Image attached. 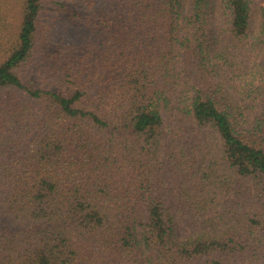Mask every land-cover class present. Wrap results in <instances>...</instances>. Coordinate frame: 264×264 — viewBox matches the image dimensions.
<instances>
[{
    "label": "trees",
    "instance_id": "obj_1",
    "mask_svg": "<svg viewBox=\"0 0 264 264\" xmlns=\"http://www.w3.org/2000/svg\"><path fill=\"white\" fill-rule=\"evenodd\" d=\"M50 1L0 0V264H264V4L72 0L71 56Z\"/></svg>",
    "mask_w": 264,
    "mask_h": 264
},
{
    "label": "rangeland",
    "instance_id": "obj_2",
    "mask_svg": "<svg viewBox=\"0 0 264 264\" xmlns=\"http://www.w3.org/2000/svg\"><path fill=\"white\" fill-rule=\"evenodd\" d=\"M54 0H51L48 5L47 17L45 20L50 26L47 34V43L49 46L56 45L66 47L72 55L79 54L80 45L79 38L85 32L79 16L75 12H79L80 16L84 12L81 10V4L78 1L63 0L61 5L53 4ZM264 1H260L259 3ZM81 5V6H80ZM91 10V9H90ZM79 32H82L79 35ZM90 38V34H88ZM87 36V38H88ZM66 49V51H67ZM66 54V53H65ZM215 226H221L219 220V213H212L203 217L188 218L186 222H179V229L181 232H190L199 230L202 227L213 228Z\"/></svg>",
    "mask_w": 264,
    "mask_h": 264
}]
</instances>
